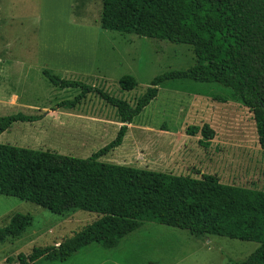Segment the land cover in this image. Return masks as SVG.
<instances>
[{
  "label": "rangeland",
  "instance_id": "rangeland-1",
  "mask_svg": "<svg viewBox=\"0 0 264 264\" xmlns=\"http://www.w3.org/2000/svg\"><path fill=\"white\" fill-rule=\"evenodd\" d=\"M51 5L0 0V117L39 116L13 123L0 134V144L86 159L115 138L121 126L115 110L94 94L73 109L58 108L79 90L53 86L44 70L132 104L154 77L186 70L195 58L190 46L103 30L93 20L75 19L78 9ZM124 75L135 78L132 91L120 90ZM157 89L156 98L126 125L122 144L98 161L193 178L215 175L221 184L264 191V156L253 115L230 89L188 79L168 80ZM189 127L198 133L187 135ZM201 130L212 139L206 141ZM200 142H208L207 147ZM15 214L31 221L19 236L0 242V264H19L18 254L29 257L34 248L57 247L101 217L72 207L56 215L0 196V228ZM257 247L138 221L113 248L90 243L64 261L43 257L27 264H231Z\"/></svg>",
  "mask_w": 264,
  "mask_h": 264
},
{
  "label": "trees",
  "instance_id": "trees-1",
  "mask_svg": "<svg viewBox=\"0 0 264 264\" xmlns=\"http://www.w3.org/2000/svg\"><path fill=\"white\" fill-rule=\"evenodd\" d=\"M100 28L190 46L194 64L154 77L132 104L82 81L43 71L53 86L79 90L72 99L61 100L58 108L73 109L94 94L115 110L121 126L111 142L86 159L0 144V196L56 215L72 207L101 216L57 247L34 248L29 257L18 254V263L43 257L64 261L90 243L113 248L138 221H147L196 235L255 242L253 252L231 264H264V191L221 184L215 175L193 178L98 161L122 144L125 124L156 98L157 87L174 79L230 89L252 113L264 156V0H103ZM118 85L129 92L137 82L124 75ZM38 118L20 113L0 117V134L13 123ZM198 131L189 127L186 134ZM200 132L206 141L212 139ZM200 143L207 147L208 142ZM30 221L28 215L15 214L0 228V242L19 236Z\"/></svg>",
  "mask_w": 264,
  "mask_h": 264
},
{
  "label": "crops",
  "instance_id": "crops-1",
  "mask_svg": "<svg viewBox=\"0 0 264 264\" xmlns=\"http://www.w3.org/2000/svg\"><path fill=\"white\" fill-rule=\"evenodd\" d=\"M51 2H53L55 5L58 4V6H61V5H63L64 7L67 6L68 10L78 9L79 16L77 17V15H74L73 17H75V19H78V18L82 20L87 19V21L93 20V22H96L97 26L98 25L100 26V17H101L103 0H48V1L38 0V4L42 8L45 5L47 6V3H48V8H52ZM93 9L95 10V13L91 11ZM69 17H72L71 14ZM87 21H84V23L86 24ZM60 60H67V58L60 57ZM72 61L77 62L78 60L77 61L72 60ZM88 68H90L91 70L94 68V63L92 64V58H91V65Z\"/></svg>",
  "mask_w": 264,
  "mask_h": 264
},
{
  "label": "water",
  "instance_id": "water-1",
  "mask_svg": "<svg viewBox=\"0 0 264 264\" xmlns=\"http://www.w3.org/2000/svg\"><path fill=\"white\" fill-rule=\"evenodd\" d=\"M125 125H127V124H125Z\"/></svg>",
  "mask_w": 264,
  "mask_h": 264
}]
</instances>
